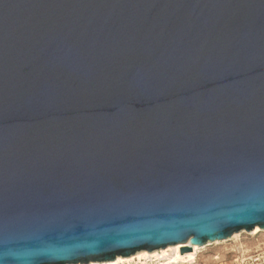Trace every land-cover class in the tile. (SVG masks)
Here are the masks:
<instances>
[{
	"label": "water",
	"instance_id": "1",
	"mask_svg": "<svg viewBox=\"0 0 264 264\" xmlns=\"http://www.w3.org/2000/svg\"><path fill=\"white\" fill-rule=\"evenodd\" d=\"M255 226L264 0H0V264Z\"/></svg>",
	"mask_w": 264,
	"mask_h": 264
},
{
	"label": "bare ground",
	"instance_id": "2",
	"mask_svg": "<svg viewBox=\"0 0 264 264\" xmlns=\"http://www.w3.org/2000/svg\"><path fill=\"white\" fill-rule=\"evenodd\" d=\"M264 231L258 226L253 227L250 232L251 235H256L259 232ZM244 232V231H241ZM240 236L239 233H233L230 238L236 240ZM224 240H216L211 242L212 244H217L223 242ZM204 245H192L190 251L181 252L182 246H187L188 243H179L168 245L164 248L154 249L151 251L140 250L131 254L129 256H116L113 260L108 261H90L88 263H75V264H130L131 262H141L142 264H195L197 255L202 248L207 246ZM154 261V262H153Z\"/></svg>",
	"mask_w": 264,
	"mask_h": 264
},
{
	"label": "built area",
	"instance_id": "3",
	"mask_svg": "<svg viewBox=\"0 0 264 264\" xmlns=\"http://www.w3.org/2000/svg\"><path fill=\"white\" fill-rule=\"evenodd\" d=\"M246 234H249L246 232ZM254 236V235H252ZM231 242L230 248L222 256L220 254L211 255L209 264H264V244L253 246L251 248L246 246V243H237L239 240H232L229 237L224 240ZM154 262V261H153ZM130 264H142L141 262H131ZM165 264V263H163ZM200 264V263H195Z\"/></svg>",
	"mask_w": 264,
	"mask_h": 264
},
{
	"label": "rangeland",
	"instance_id": "4",
	"mask_svg": "<svg viewBox=\"0 0 264 264\" xmlns=\"http://www.w3.org/2000/svg\"><path fill=\"white\" fill-rule=\"evenodd\" d=\"M237 233L240 234V236L236 239L239 240L237 241V243H246V246L249 248L253 246H259V244H261L262 242L264 244V231H261L254 236H252L251 234H246L245 231H239ZM231 244L233 243L228 241H223L217 244H208L207 246L202 248L201 251L198 253L196 262L200 264H209L211 255L220 254L223 256L225 252L229 250Z\"/></svg>",
	"mask_w": 264,
	"mask_h": 264
}]
</instances>
